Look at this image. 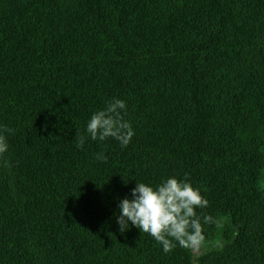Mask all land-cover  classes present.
Listing matches in <instances>:
<instances>
[{
  "label": "trees",
  "instance_id": "trees-1",
  "mask_svg": "<svg viewBox=\"0 0 264 264\" xmlns=\"http://www.w3.org/2000/svg\"><path fill=\"white\" fill-rule=\"evenodd\" d=\"M113 98L127 147L86 133ZM0 125V264H264V0H0ZM186 175L218 246L119 231L137 182Z\"/></svg>",
  "mask_w": 264,
  "mask_h": 264
},
{
  "label": "clouds",
  "instance_id": "clouds-1",
  "mask_svg": "<svg viewBox=\"0 0 264 264\" xmlns=\"http://www.w3.org/2000/svg\"><path fill=\"white\" fill-rule=\"evenodd\" d=\"M126 108L124 100L111 99L105 108L92 114L86 125L87 135L94 141L112 138L121 147H127L134 130L124 119ZM6 133H14V129L0 125V155L8 150ZM76 137V147L83 149L86 137L79 132ZM95 155L97 160L107 161L103 152ZM208 204L199 189L189 182L187 175L184 179L168 177L155 186L137 182L131 190V198L120 200L116 221L121 233L129 230L131 223L160 244L164 253L172 251L177 244L185 249L198 248L203 235L201 215L196 210L204 209ZM203 221L211 223L212 218L203 215Z\"/></svg>",
  "mask_w": 264,
  "mask_h": 264
},
{
  "label": "rangeland",
  "instance_id": "rangeland-1",
  "mask_svg": "<svg viewBox=\"0 0 264 264\" xmlns=\"http://www.w3.org/2000/svg\"><path fill=\"white\" fill-rule=\"evenodd\" d=\"M219 226H215V228L211 231L210 236L202 239L201 244L198 248H191V257H194L196 254H202V252H208L218 246L222 240V234L220 233Z\"/></svg>",
  "mask_w": 264,
  "mask_h": 264
}]
</instances>
